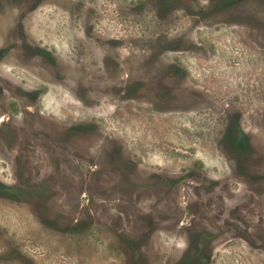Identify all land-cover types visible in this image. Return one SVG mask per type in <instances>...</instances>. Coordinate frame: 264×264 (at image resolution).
<instances>
[{
    "label": "rangeland",
    "instance_id": "1",
    "mask_svg": "<svg viewBox=\"0 0 264 264\" xmlns=\"http://www.w3.org/2000/svg\"><path fill=\"white\" fill-rule=\"evenodd\" d=\"M203 3L207 6L198 19L200 25L194 26L189 16ZM222 3L223 0H0L1 51L8 45L1 36L3 32L41 31L44 40V46L35 50L40 58L29 62L27 71L25 65L15 69L27 72L25 80L32 84L25 82L33 89L27 94V121L64 136L69 130L82 129L87 122L96 121L107 131L108 147L101 143V133L97 137L91 134L90 138L84 129L80 130L79 142L98 157L125 163L136 176H149L158 170L199 168L197 178H202L215 176L228 165L237 172L249 171L247 175L252 178L254 173H264V96L262 102L253 99L251 108L243 96L233 102L250 117L249 110H260L253 113L251 123L246 118L242 124L262 128L260 132L257 128L255 132L251 130L252 144L247 148L233 145L234 136L227 132L230 119L214 117L217 101L179 99L185 94L182 89L187 79L264 82V29L235 22L250 13L263 19L264 6L252 5L251 11L245 6L234 10ZM192 26V31L187 30ZM19 48L17 52L22 53ZM89 72L94 73V79L90 80ZM117 79L129 84L133 79L155 84L167 80L182 87L169 85V91L175 88L179 93L178 97L171 94L169 101L148 100L153 92L140 91L139 101L127 102L126 98L121 102L116 98L97 100L105 91L88 89L91 84L115 83ZM7 168V161L0 158V175H7ZM240 183L241 189L247 187L246 182ZM148 194L150 206L167 205L156 203L162 194L154 190ZM170 197L171 205H176L174 196ZM45 210L35 200L25 204L0 196V264L166 261V247L161 243L147 244L146 254L135 259L127 247L116 245L99 226L75 237L43 226L38 214L48 219ZM54 210L55 207L48 212L52 214ZM178 247L182 250L184 245ZM209 249L213 254L211 264H264L259 250L235 239ZM170 263L176 264L173 260ZM188 264L203 263L196 260Z\"/></svg>",
    "mask_w": 264,
    "mask_h": 264
},
{
    "label": "flooded vegetation",
    "instance_id": "2",
    "mask_svg": "<svg viewBox=\"0 0 264 264\" xmlns=\"http://www.w3.org/2000/svg\"><path fill=\"white\" fill-rule=\"evenodd\" d=\"M222 4L234 10L245 6L251 11L252 5L263 7L264 0H223ZM205 6L206 3L199 4L200 8L194 14H188L194 19V26L200 25L197 22L203 16ZM235 22L249 27L260 25L264 29V16L262 19L253 13ZM262 32L264 34V30ZM1 36L8 45L4 51L0 45V158L7 161L9 173L0 175L1 197L25 204L35 200L47 210L48 219L38 214L41 224L56 231H67L72 237L99 226L116 245L127 247L135 259L143 255L147 244L161 243L166 247L164 264H171L172 260L176 264L195 263L196 260L211 264L213 254L209 247L229 239L253 247L264 255L263 172H253L252 178L247 175L249 171L237 172L233 165H228L215 176L203 175L202 178H197L201 172L199 168L176 172L158 170L149 176H136L134 169L124 166L125 163L112 157H98L79 142L80 130L84 129L90 138L91 134L97 137L95 135L101 133V143L108 147L107 131L96 121L87 122L82 129L69 130L65 136L38 124H29L27 94L33 89L25 84H32L25 80L27 72L15 69L25 65L27 71L28 63L40 58V53L35 50L44 46V40L41 31H35V34L26 30L8 31ZM116 38L122 39L121 36ZM18 47L22 53L17 52ZM89 74L90 80L95 78L94 73ZM212 79L185 80L182 96L175 88L173 91L168 89L170 84L182 85L167 83V80L155 84L151 80L141 83L139 79H133L129 84L117 79L115 83L91 84L88 89L90 92L94 89L105 91L95 98L104 102L113 98L119 102L124 98L126 102L139 101L140 91L153 92L148 100L154 101H169L171 94L179 95V99L186 102L213 99L218 105L213 110L214 117L230 119L227 132L234 136L233 145L250 147L251 130L257 128L260 132L262 128L256 125L246 128L242 124L246 118L251 123L253 113L260 110H249L250 117L233 102L240 96L249 102L250 108L253 99L262 102L264 82ZM165 91L168 92L163 94ZM252 180L256 183H251ZM241 181L247 183L244 189H241ZM153 190L162 194L157 196L161 200L156 203L167 205L154 207L148 204V193ZM170 196H174L176 205H171ZM124 202L134 205H123ZM66 204L71 206L66 208ZM53 207L55 210L51 214L48 210ZM179 245H184L182 250Z\"/></svg>",
    "mask_w": 264,
    "mask_h": 264
},
{
    "label": "bare ground",
    "instance_id": "3",
    "mask_svg": "<svg viewBox=\"0 0 264 264\" xmlns=\"http://www.w3.org/2000/svg\"><path fill=\"white\" fill-rule=\"evenodd\" d=\"M73 105H76V104H73ZM77 106V105H76ZM78 107V106H77ZM80 107V106H79ZM82 109V108H81Z\"/></svg>",
    "mask_w": 264,
    "mask_h": 264
}]
</instances>
